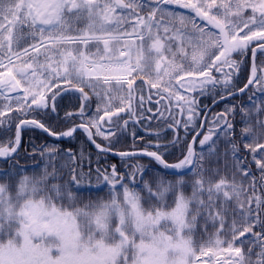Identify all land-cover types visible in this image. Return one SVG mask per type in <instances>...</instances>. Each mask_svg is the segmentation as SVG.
<instances>
[{
    "label": "trees",
    "instance_id": "1",
    "mask_svg": "<svg viewBox=\"0 0 264 264\" xmlns=\"http://www.w3.org/2000/svg\"><path fill=\"white\" fill-rule=\"evenodd\" d=\"M23 4V0H0V59L48 35L26 22ZM88 13L86 0H68L64 24L55 33L89 34ZM173 31L161 24L152 27V39L163 38L164 46H144V60L133 73L145 79L151 99L159 95L168 99L169 108L161 102L159 110L148 101L141 82L135 84L132 104L131 82L104 83L99 78L82 77L80 44L72 48L65 44L40 46L15 58L11 67L22 87L37 85L47 103L42 107L27 100L19 104L15 97L0 95V147L12 144L19 122L33 119L56 134L76 125L87 126L94 142L105 149L154 152L168 163L179 161L187 153L201 112L193 105V118L187 121L184 115L189 105L183 100L173 102L165 88L149 82V74L158 67L156 62H183L190 52L191 46ZM257 38L247 46L264 43V35ZM115 47L112 42L105 46L89 42L84 46L85 57L94 59ZM248 54H233L236 62L230 84L223 88L219 83L202 86L197 94L199 106L245 83ZM178 108L183 111L179 124ZM95 117L108 135L95 134L91 124ZM236 148L229 137L224 144L214 142L191 170L175 174L153 159L117 157L96 149L81 130L56 139L38 128L26 127L18 150L0 158V250L27 244L22 212L35 205L66 220L75 231L78 255L96 257L98 264H135L142 251L138 246L136 250L132 236L121 253H110L121 242L118 217L110 208L128 198L150 222L154 235L186 241L190 256L204 247L238 246L243 264H264V158L259 163L251 149L248 154L237 152L240 156L236 157ZM231 187L238 194L231 193ZM180 206L185 207L181 216L176 212ZM42 242L35 240L36 244ZM44 243L45 248L55 246L49 238Z\"/></svg>",
    "mask_w": 264,
    "mask_h": 264
},
{
    "label": "rangeland",
    "instance_id": "2",
    "mask_svg": "<svg viewBox=\"0 0 264 264\" xmlns=\"http://www.w3.org/2000/svg\"><path fill=\"white\" fill-rule=\"evenodd\" d=\"M23 1L25 20L49 32L48 36L36 46L42 44L45 46L65 44L72 48V46H76V41H80L81 43L85 42L86 39L102 41L108 37L134 36L133 34L126 33H112L115 26L111 25V21L93 23L91 30L97 32L95 34L58 35L54 32L63 23L62 14L67 0ZM203 1L205 3V12L202 13V20L204 22L201 31L199 32L198 28L196 30L199 33L195 34L193 31L194 20L192 17H190L188 23L192 30L187 35V42L191 44L196 37L197 46H191L192 51L188 59L180 64L169 65L157 77L151 79L152 85L162 86L174 92L178 97H184L186 94L175 84L177 79L189 73L200 74L202 71L210 72V70L215 69L217 64L222 62L224 65L229 64L233 53L238 52L242 54L244 52L243 49L250 48L247 45L251 44L254 39H258L257 37L264 35V0ZM114 21L116 22V20ZM180 37L185 40V36L180 35ZM126 41H130L133 45L138 43V39H127ZM123 48H127L129 54L131 53V56H136L137 60L142 56L140 46H133L132 48L130 46L129 49L127 46H123L121 49ZM259 52L263 53L264 50ZM97 56H114V53L108 49L105 52L97 54ZM9 61L10 58L8 56L0 59V71L8 67ZM21 73L24 77H27L24 69H21ZM12 74L15 80L20 81L13 71ZM100 79L105 82L123 81V79ZM180 84L179 87L183 89H190L194 85L185 80H180ZM36 88L37 85L32 84L27 89H23V93L21 94L13 95L0 92V95L4 98L13 96L17 98V103L19 104L25 100L34 102L41 96ZM123 101L121 100V102ZM98 119L95 117L91 121L95 134L99 136L108 135L107 132L101 130ZM25 126L30 125L25 124ZM67 133L69 131L62 135H66ZM16 141L17 137H15L11 145L15 144ZM9 147H5L6 151L12 149ZM207 150L197 151L195 162L198 160L199 155ZM189 160L190 157L186 153L174 165L178 169H183L188 165ZM219 187L222 189L224 184L221 183ZM230 189L231 193L238 194L237 191H234V187ZM184 210L185 207L180 206L176 209V212L181 216ZM110 211H113L115 216L118 217L117 231L121 238L120 245L110 252H114L112 253L113 255L121 253L131 236L136 239V250L138 246L142 251L140 261L135 264H194L196 256L202 253L200 251L190 256V249L186 241H175L163 235H154L150 222L136 210L133 202L128 198L121 201L119 205L113 204ZM22 214L26 219L23 224V231H26L28 236L27 244L23 245L20 249L8 247L0 250V264H98L99 259L96 257L81 256L75 252V231L58 213L40 211L35 205H28L24 208ZM37 238L43 240L42 244L35 243ZM48 238L54 241L55 246L48 245L46 246L48 248L44 247V240ZM210 249H213L215 252L226 251L225 249ZM166 255H169L168 260L165 259Z\"/></svg>",
    "mask_w": 264,
    "mask_h": 264
},
{
    "label": "flooded vegetation",
    "instance_id": "3",
    "mask_svg": "<svg viewBox=\"0 0 264 264\" xmlns=\"http://www.w3.org/2000/svg\"><path fill=\"white\" fill-rule=\"evenodd\" d=\"M94 4L95 3L92 2L93 9H97V14L102 18H117L123 16L129 18L130 22L133 21L134 24L135 19L139 17L141 19L139 30L140 32L145 31L143 36L145 38L150 34L152 27L157 29L161 23L164 26H174V32L177 34H189L192 29L195 34H197L201 31L204 22L202 20V13L205 12V3L203 0H124L122 7L116 6L113 0L99 2L98 5L95 4L96 6ZM190 17L194 20L192 29L188 24ZM196 28H198L199 32H197ZM194 39L195 40H193L191 44H187L186 46H197L196 37ZM142 42L143 40L141 39L138 42V46H143ZM122 43L124 44V41ZM122 43L120 45H122ZM126 43L129 42L127 41ZM261 50L259 46H250L251 54L257 51L255 81L260 77L262 83L257 85L246 96L234 99L230 102L221 103L214 110L211 108L207 109L205 106L200 107L202 108L200 123L202 130L200 134L203 136V140L208 142L214 134L221 140L227 132H231V140L238 147L243 146L240 145L238 139L235 138L244 136V128L253 134L256 128L252 126H257V129L262 131V137L249 139V142L252 144V155L255 158H259L260 155L264 153V52H259ZM258 57L263 67L257 65ZM231 67L230 64L224 65L222 62L216 66L214 70L215 74L202 71L199 75L189 73L182 77V79L194 85H198V81H203L204 79H208L212 83H215L216 79L223 78V75L227 74ZM184 90L188 92L187 94L190 96H194L197 92L196 89ZM189 91H192V94ZM189 102L191 101L189 100ZM257 105L259 106L258 110L256 108ZM249 107L253 108V110H249ZM186 118L188 120L193 118L190 105ZM243 139L246 141L248 138Z\"/></svg>",
    "mask_w": 264,
    "mask_h": 264
},
{
    "label": "bare ground",
    "instance_id": "4",
    "mask_svg": "<svg viewBox=\"0 0 264 264\" xmlns=\"http://www.w3.org/2000/svg\"><path fill=\"white\" fill-rule=\"evenodd\" d=\"M121 53L126 55V58L122 60L108 61L84 60L82 66V73H84L85 77L98 76L102 77L104 80L126 79L132 70V65L130 63V56L127 48H123ZM0 78L8 80V84L0 85V92L3 94L12 93V86L14 84L15 79L10 68L7 67L5 68V70L0 72ZM6 150L7 149L5 147L0 148V156H6L10 154L11 150ZM235 251L236 249L223 252L204 251L202 254L197 256V261L204 260L206 264H214V262H217V264H241L240 259H235L233 257ZM194 264L198 263L195 262Z\"/></svg>",
    "mask_w": 264,
    "mask_h": 264
},
{
    "label": "water",
    "instance_id": "5",
    "mask_svg": "<svg viewBox=\"0 0 264 264\" xmlns=\"http://www.w3.org/2000/svg\"><path fill=\"white\" fill-rule=\"evenodd\" d=\"M116 4L118 5H121L123 3L122 0H115ZM123 55H121L120 57H122ZM254 66H255V62H254V56L252 57V67H253V70H254ZM255 73V70L254 72ZM254 79V76L249 80L248 84L246 86H244L242 89L238 90L237 92H233L229 95H226L222 98H219L218 100H216L213 104H216L218 101L222 100V99H227L231 96H234L236 94H240L242 92H244L246 90V88L249 86V84L253 81ZM8 84V80L7 79H0V85H6ZM12 92L13 93H20L22 92V87L20 85V83L18 81H15L13 86H12ZM46 97L42 96L38 99V101L36 102V105L38 107H41L45 104L46 102ZM28 122L32 125H35V126H38L39 129L43 130L45 133H47L48 135L54 137V138H59L60 136L58 134H55V133H52L50 131H48L44 126H42L41 124H39L36 120H28ZM80 128V125H77L75 126L74 130H77ZM87 130H88V137L90 139V142L94 144L93 140H92V133L90 131L89 128L85 127ZM21 129H22V122H20L17 126V132H18V144L17 146L14 148L13 152L14 153L18 147L20 146V132H21ZM193 142H194V137L192 138L191 142H190V154H191V161L189 163V165L184 169V170H177L176 168H174L172 165L168 164L165 160L162 159V157H160L159 155L157 154H154V153H147V152H120V151H112V150H106V149H101L111 155H114V156H120V157H129V156H132V157H145V158H152L156 161H159L163 167H165L168 171L172 172V173H175V174H178V173H182L184 171H187L189 169L192 168L193 166V162H194V158H195V155H194V150H193ZM95 148H98L95 146ZM234 258H238V259H241L242 258V251L240 249H237L235 252H234V255H233ZM200 264H206V263H200ZM215 264H217V262H215Z\"/></svg>",
    "mask_w": 264,
    "mask_h": 264
}]
</instances>
